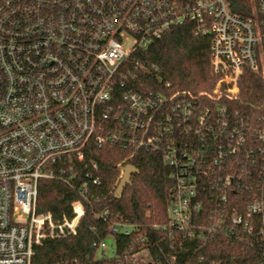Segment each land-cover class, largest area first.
I'll return each mask as SVG.
<instances>
[{
    "label": "built area",
    "instance_id": "1",
    "mask_svg": "<svg viewBox=\"0 0 264 264\" xmlns=\"http://www.w3.org/2000/svg\"><path fill=\"white\" fill-rule=\"evenodd\" d=\"M235 1L0 0V264H32L44 242L77 233L85 207L101 201L91 195L99 165L86 159L106 145L162 155L173 195L167 223L151 228L168 235V251L221 235L254 241L264 255V104L250 116L232 106L247 71L264 82V0H251L249 17ZM187 23L211 36L207 102L170 96L168 84L130 90L126 63ZM42 180L77 196L71 219L37 211ZM95 216L111 237L136 236L122 257L95 243V261H176L151 252L162 239L144 226L107 209Z\"/></svg>",
    "mask_w": 264,
    "mask_h": 264
},
{
    "label": "trees",
    "instance_id": "2",
    "mask_svg": "<svg viewBox=\"0 0 264 264\" xmlns=\"http://www.w3.org/2000/svg\"><path fill=\"white\" fill-rule=\"evenodd\" d=\"M186 6L194 0H173ZM251 0H237L233 11L245 17L251 16ZM211 36L195 34L193 25L187 23L174 27L160 41L145 52L134 54L126 63L129 89L148 95L167 87L168 94L188 93L207 102V95L215 86L210 71ZM139 61L145 70L136 69ZM209 102V101H208ZM264 104V82L261 77L247 71L240 86L239 99L232 106L240 113L250 116ZM96 161L99 165L100 185L91 195L100 198L98 204L85 207L77 233L65 239L44 242L36 248L32 264H120L119 258L95 261L93 245L112 239L117 255L122 257L136 239L134 237H111L109 226L95 213L109 210L111 218L119 216L131 224L145 228L144 234L152 241L162 243L150 247L153 254L164 250L168 258L176 253L172 264H264V255L254 241L230 239L218 235L207 241L193 240L185 243L183 250H167L168 235L151 228L154 224L167 223L169 203L173 195V182L169 178L162 155L139 152L130 153L115 146L106 145L96 149L86 163ZM126 161V162H124ZM132 165L139 173L131 177L121 200H112L122 177L121 168ZM235 199V196H231ZM77 196L57 181L42 180L39 184L37 211L51 213L56 220L73 217L72 203ZM236 204V203H235ZM203 258L200 261V258ZM166 264H170L167 262Z\"/></svg>",
    "mask_w": 264,
    "mask_h": 264
},
{
    "label": "water",
    "instance_id": "3",
    "mask_svg": "<svg viewBox=\"0 0 264 264\" xmlns=\"http://www.w3.org/2000/svg\"><path fill=\"white\" fill-rule=\"evenodd\" d=\"M122 171H123L122 178H121L119 185L117 186L115 193L113 195V198H112L113 201L114 200L119 201L123 198L126 186L131 184V177L134 174L139 173V170L132 165L125 166L122 169Z\"/></svg>",
    "mask_w": 264,
    "mask_h": 264
},
{
    "label": "rangeland",
    "instance_id": "4",
    "mask_svg": "<svg viewBox=\"0 0 264 264\" xmlns=\"http://www.w3.org/2000/svg\"><path fill=\"white\" fill-rule=\"evenodd\" d=\"M108 252H111L114 248V240L109 239L107 240Z\"/></svg>",
    "mask_w": 264,
    "mask_h": 264
}]
</instances>
